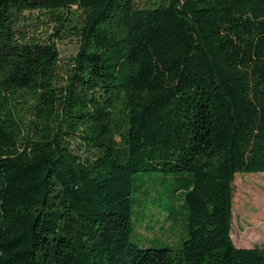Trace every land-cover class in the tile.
I'll list each match as a JSON object with an SVG mask.
<instances>
[{"label":"trees","instance_id":"obj_1","mask_svg":"<svg viewBox=\"0 0 264 264\" xmlns=\"http://www.w3.org/2000/svg\"><path fill=\"white\" fill-rule=\"evenodd\" d=\"M242 172L264 173V0H0V264H264L230 236ZM140 173L190 175L179 247L131 240Z\"/></svg>","mask_w":264,"mask_h":264},{"label":"rangeland","instance_id":"obj_2","mask_svg":"<svg viewBox=\"0 0 264 264\" xmlns=\"http://www.w3.org/2000/svg\"><path fill=\"white\" fill-rule=\"evenodd\" d=\"M62 61L77 50L76 39L57 43ZM138 175V174H137ZM133 180L131 240L144 248H170L181 245L187 236L188 210L184 203L185 185L190 175L182 178L161 173H147ZM179 189V190H178ZM178 190V191H177ZM157 217L177 219L175 237L171 241L148 234L146 225ZM230 236L237 248L264 247V173H236L233 181L232 220Z\"/></svg>","mask_w":264,"mask_h":264},{"label":"crops","instance_id":"obj_3","mask_svg":"<svg viewBox=\"0 0 264 264\" xmlns=\"http://www.w3.org/2000/svg\"><path fill=\"white\" fill-rule=\"evenodd\" d=\"M176 221L177 219H168V217H157V219H152L149 225H146V230L148 231V234H151L156 238L162 239L165 237L168 241H171L172 244V240L176 234L174 233ZM134 231L135 230L133 229V232Z\"/></svg>","mask_w":264,"mask_h":264}]
</instances>
